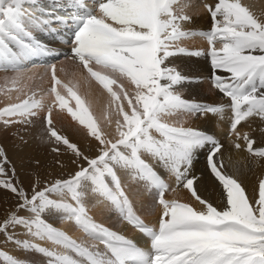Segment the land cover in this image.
I'll return each instance as SVG.
<instances>
[{"label": "snow or ice", "instance_id": "1", "mask_svg": "<svg viewBox=\"0 0 264 264\" xmlns=\"http://www.w3.org/2000/svg\"><path fill=\"white\" fill-rule=\"evenodd\" d=\"M52 3V9H44L39 0H0V68L17 71V78H21L20 69L26 60L50 53L30 27L55 32L53 24L74 25L72 58L109 93L117 117L115 133L108 138L99 130L84 101L68 84H62L53 65L50 91L55 95L54 103L61 109L67 107L57 90L62 85L76 101L77 110L68 107V112L98 141V154L89 157L60 135L51 119L52 106H48L44 118L48 136L71 151L75 157L71 163L77 168L68 178L45 182L42 188L37 183L29 195L11 178H5L8 160L0 148V188L17 197L15 209L0 222V233H8V240L22 250L46 257V264H264V180L259 182L258 199L250 201L242 184L224 174L222 162L214 159L222 147L214 137L190 127L171 126L165 119L177 113L223 118L230 111V131L237 140H244L249 153L264 158V148L254 149L255 141L248 133L241 137L237 131V126L251 117L264 121V18L241 0H218L214 5H203L211 17V29L196 31L184 27L192 17L185 11L186 5L177 10L179 0H90L91 6L89 0ZM55 8L66 12L59 15ZM37 11L41 15H36ZM196 36L207 40L211 79L215 89L229 98L228 104L190 101L177 90L189 78L171 65L170 58L204 55L179 44ZM109 73L126 78L134 92L126 91ZM44 107L35 99L10 104L0 108V122L6 127L31 123L38 115L36 110ZM257 131L264 137V127ZM207 144L212 145L208 166L226 195V206L221 210L202 199L194 179L187 178L194 151ZM234 146L241 148L239 142ZM59 150L53 148L54 152ZM154 164L174 175L203 209L166 200L168 185ZM12 171L14 174L15 169ZM133 182L157 191L156 203L162 208L158 228L149 226L134 212L125 190ZM53 194L58 198H52ZM88 200L101 208L109 207L121 221L138 229L149 238L150 249L97 222L86 207ZM49 217L72 223L91 241L102 244L104 250L95 244L90 247L78 243L55 227ZM17 228L71 250L82 259L16 239L10 230ZM0 258L6 264H22L6 253L0 252Z\"/></svg>", "mask_w": 264, "mask_h": 264}, {"label": "bare ground", "instance_id": "2", "mask_svg": "<svg viewBox=\"0 0 264 264\" xmlns=\"http://www.w3.org/2000/svg\"><path fill=\"white\" fill-rule=\"evenodd\" d=\"M216 2H218V0H179L177 10L178 8L184 7L186 5L187 7H185V11L192 17L191 22H186L184 24V27L186 29H192L196 31L210 30L204 28L211 27L212 20L210 15L205 11L203 5L205 3H211L214 5ZM241 2L248 6L250 10L253 11L258 17L264 18V0H241ZM39 3L44 9L53 8L52 0H39ZM61 3H63V0H61ZM89 6H91L90 0ZM25 7H28V5H25ZM54 10L59 15H64L66 12L64 8H55ZM36 15L39 16L41 15V13L37 11ZM51 27L54 28L56 31L51 32L47 28H44L42 30L41 28L31 27L29 28V31H31L38 40L47 45L48 48L51 49L52 47H57L58 50H51H53L54 55H59L60 52L58 51H60L61 49L65 51L66 47L59 45L58 42L53 39V37L55 34L59 36L65 35V39L67 40L68 36L72 32L71 25L68 26L69 30H65L63 24H54ZM179 44L180 46L186 47L193 51H202V49L205 48V45L208 43L205 38L203 39V37L201 36H196L191 37L189 40L183 39L179 42ZM170 59L171 65L175 66L177 70H179L183 75L187 76L188 78L193 77L195 79L194 81L188 80L187 82L178 86V88L180 89L177 90L181 92L184 99L211 105H215L218 103H230V100L223 96L220 92L217 96L214 92L215 90L209 93L207 91L209 84H206L207 86H204V84H200V81L195 78L197 76L198 78L199 76H203L200 75L202 73H211L210 57L207 54L201 55L199 57L189 55H178ZM78 68V74L80 75V77L76 80L70 79L68 85H70L72 90L75 91L76 94L80 96L81 99L84 101L85 107L88 108L89 113L92 115L93 120L96 122L99 130L105 133L108 138H113V135L115 133V120L117 117L115 108L111 104V97L104 88L101 89L99 87L100 84L95 81V79L92 78L85 69L80 66ZM73 70L77 69L75 68ZM188 72H191L192 76L190 75V73L188 74ZM219 73L221 75H226L223 72ZM109 75L111 77L112 73H109ZM118 76L121 80L120 81L116 79L118 84L122 85L123 88L129 93H133L134 86H132L126 78L121 77L119 74ZM58 79H60V77ZM113 89L119 91V87L117 85H113ZM65 94L70 95L69 93ZM73 100L74 102H76L74 98ZM230 116V111H226L223 118L211 114L206 117H192L183 113H177L173 116L166 117L165 119L166 122L169 123L171 126H175L176 122L182 120L184 122L183 124L185 125L184 128L190 127L201 132L211 133L215 137V140L218 141L220 145H222L220 152L217 153L216 157H214V159L218 162H222V172L226 175H231L232 177L236 178L245 188L246 194L249 196L250 201H254L258 199L259 182L261 180H264V158L254 156L252 153H249L247 151V146L242 138L237 140L236 134L230 131ZM72 120V118L66 117L65 114H61L58 117V121L53 124V126L60 135L67 137L69 141L70 139L72 141L79 140L77 141L78 147L82 151L83 149L92 150V152H90V156L95 157L98 154V141L90 135L89 130L85 125L80 124L79 121ZM260 127H264V121H262L259 117H251L247 121H244L240 125H238L237 131L240 133L241 137L244 133H248L250 138L255 141L253 148L259 149L264 148V137H261L257 131V129ZM29 130L26 131L27 134L30 135L28 138L34 135L36 136L38 132H40L39 130ZM82 141L87 142L88 148H85L84 146L80 145ZM236 142H239L241 144L240 149L235 148L234 145ZM29 146L30 144H27L23 148V150H20L15 149L13 145H9V154L11 162L8 164H14L15 170H20V173L23 172L24 174H27V166H30L29 172H32L33 170H38V168L34 165V162L40 161V164L43 165V161L47 162V159L51 158L48 157L50 156L49 154H45L44 152H42V150L39 149L40 152L35 151L36 147L29 148ZM211 149L212 145L207 144L203 147L197 148L194 151L191 168L188 172L187 178L194 179V187L197 190V194L202 199H205L214 207H217L218 210H221L226 206V195L223 191L222 185L211 173V170L208 166L207 156ZM57 158L60 162L59 165L50 168V172L47 177H51L53 174H55L54 171H56L57 173H62L67 169V172L70 174V172H73V170L75 169V167H72L71 163L73 158L72 155L65 153L61 156L58 155ZM154 167L156 168L157 172H159L166 178V181L169 184V189L165 195L166 200H169L168 196L171 195V197L177 200L178 202L188 203L198 210L203 209L204 206L201 205L199 201H197L191 195V192L189 190L183 187L182 183L177 182L174 175H172L167 170L163 169L157 164H154ZM40 169L41 166L39 167V170ZM47 173L48 171L46 172V174ZM65 173L63 175L66 176L67 173ZM27 178L30 179L29 177ZM125 190L126 194L129 196V199H131L132 203L135 206L134 210L148 223L157 226L159 217L162 213L161 206L158 209V215H155V217L153 218L148 217L145 213L141 214L143 211H139L136 208V206L139 208L141 207V209L145 208L147 213L151 212L152 202L150 199L151 195L157 194L156 191L146 187L144 183L135 182L127 185ZM86 207L89 209V214L93 216V218L97 222H100L105 226L109 227L110 229L117 231L119 234L124 235L128 239L139 241L142 245H144V241L142 242V234L137 230L132 229L131 226L127 224V222L124 224L117 222V213L111 210L109 207L105 206L101 208L99 206H96V202L94 200H88L86 202ZM2 215L0 216L2 217ZM6 216L3 215V217ZM48 219L51 223H53V225L55 224V217H49ZM60 229L62 231H65V233L70 238L76 240L78 243H85L90 247L95 244L96 248L101 251L104 250V246L102 244H98L97 242L91 241L88 237L84 235L82 230L78 229L77 232V227H75L70 222L63 221ZM16 230H18L16 236L19 237V240H26L27 237L28 240L32 243L47 247L50 250H54L62 254H65L66 252L71 253V250H66L62 246L54 245L50 241L39 240L38 238H34L30 235H27L25 234L23 229L18 228ZM77 258L81 259L80 257ZM38 261L39 263L46 264V257L45 259L39 258Z\"/></svg>", "mask_w": 264, "mask_h": 264}, {"label": "rangeland", "instance_id": "3", "mask_svg": "<svg viewBox=\"0 0 264 264\" xmlns=\"http://www.w3.org/2000/svg\"><path fill=\"white\" fill-rule=\"evenodd\" d=\"M204 28L208 29L211 27H204ZM189 39L187 38L185 40H189ZM70 41L66 45L67 46L66 51L63 52L61 55H59L54 60L50 61L49 63L42 65V66L30 65V66H27L24 70H20L21 78H17L18 77L17 71H0V108L7 107L10 104L21 103L24 100H29L31 102L32 99L40 100L45 106L43 109L36 110L38 112V115L32 118L31 123H14L6 127L2 122H0V148L4 150L8 163L11 162L10 154H9V145H13L15 149L23 150V148L27 144H30L29 148L36 147L35 151H39L40 149L45 154H49L50 156L48 157H51L50 159H47V162L43 161L44 162L43 165L40 164V161L34 162V165L38 168V170H33L32 172H29L30 166H27L28 168V172H26L27 174H24L23 172L20 173V170L19 171L15 170L13 174L12 169H15L14 164L10 165L7 163L4 165L5 170L7 172V177L5 178H11L14 183H16L19 187H22L26 192L29 193V195H31V190L33 189L34 185H36L37 183H39V186L42 188L45 182H52L56 179L68 178L77 168V165L72 163V167H75V169L73 170V172H70V174L67 172V169H66L62 173H57L56 171H54L55 174H53L51 177H47V175L50 172V168H53V166L59 165V163H57V161H59L57 158L58 155L61 156L67 153L73 156L71 151L68 150L65 145H63L62 143L57 144L54 139L49 138L48 133H47V124L44 120V118L48 115V106H52L51 119L53 121V124H55L58 121V117L61 114H65L66 117H70L73 119L71 114L68 112V107L71 106L73 110H77L76 102H74L72 96L65 94V93H68V91L62 85H58L57 90L61 93V95L64 96L67 103H69L67 104V107L61 109L58 103H54L55 95L52 94L50 91L51 86L53 84V81H52V66L53 65L55 66V75L57 78L60 77L62 84H69L70 79L76 80L77 78L80 77V75L78 74L79 73L78 67L79 66L82 67V66L79 64L77 60L72 58V52H71L72 44ZM208 46L209 45L206 44L205 48L202 49V52L204 53V55L207 54ZM219 46L220 45L217 44V47ZM51 49L58 50L57 47H52ZM189 50L191 51V49ZM62 51L63 50H61V52ZM93 67L97 68V66L95 65ZM75 68L77 70H73ZM189 73L192 76L191 72H188V74ZM200 75H203V76L201 77L199 76V78L198 76L195 77L200 81L199 83L204 84V86H207L206 84H209L208 85L209 87L207 90L209 93L214 91L215 90L214 86H212L209 81L210 73H205V74L202 73ZM111 77L114 79L120 80L118 73H112ZM190 79H191L190 81L195 80L193 77H190ZM68 86L70 87V85ZM99 87L101 89L103 88L101 85H99ZM214 92L216 96L219 95V91L217 92V90H215ZM72 121H78V120L73 119ZM183 123L184 122L182 120H179L178 122H176L175 127H185ZM28 128L32 130H39L40 132H38L36 136L34 135L28 138L30 136L26 132L29 130ZM77 141H72L70 139V142L75 143V144H77ZM80 145L84 146L85 148H88L87 146L88 144L86 141H82ZM57 147L60 149L59 152H54L53 148H57ZM83 152H85L86 155L91 157L90 152H92V150L83 149ZM73 159H75L74 156L72 160ZM79 163L84 164L83 161H80ZM40 166H41V169L39 170ZM84 166H86V164ZM47 171L48 173L46 174ZM65 172L67 173L66 176L63 175ZM27 177H29L30 179H28ZM168 197H169L168 198L169 200H173L171 195H169ZM52 198L55 199L58 197H56L53 194ZM150 200L152 202L151 212L147 213L145 208L141 209V207L139 208L137 206L136 208L139 211L141 210L143 211L141 214L145 213L148 217L153 218L155 217V215L156 216L158 215V209L160 205L156 203V199L155 197H153V195H151ZM16 204H17L16 195L6 189L0 188V206H1L0 215L2 214L5 216L8 215L11 210L15 209ZM21 214H24V213H21ZM3 215L2 217L0 216L1 217L0 222H2L6 218V217H3ZM55 219L56 221L54 225L55 227L60 229L61 224L63 223V220L57 217H55ZM116 220L117 222L121 224L125 223L121 221L118 216ZM78 229L79 228L76 229L77 232H78ZM10 231H11V234L16 239H19V237L16 236V233L18 230L15 229V230H10ZM7 237H8V233H0V252L6 253L12 256L13 258L19 259L22 262V264H42V263H39L38 259L39 258L45 259L43 255L41 256V254H38L35 251H24L20 247H18L14 242L8 240ZM26 240H28L27 237H26ZM71 253H68V255H71L74 259H78L75 253H73L72 251ZM0 264H6L3 258H0Z\"/></svg>", "mask_w": 264, "mask_h": 264}]
</instances>
